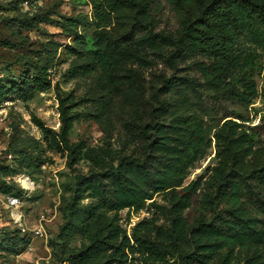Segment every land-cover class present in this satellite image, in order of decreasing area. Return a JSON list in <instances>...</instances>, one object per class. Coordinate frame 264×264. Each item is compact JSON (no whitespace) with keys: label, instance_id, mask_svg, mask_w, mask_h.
Listing matches in <instances>:
<instances>
[{"label":"rangeland","instance_id":"rangeland-1","mask_svg":"<svg viewBox=\"0 0 264 264\" xmlns=\"http://www.w3.org/2000/svg\"><path fill=\"white\" fill-rule=\"evenodd\" d=\"M211 1L194 0L184 11L194 20ZM115 2L119 0H0V168L10 166L15 172L10 176L0 173V264H71L70 255L90 242L85 231L87 212L94 209L107 222L114 218L115 211L98 198L75 203L77 175L89 174L94 165L85 158V150L78 163L71 165L67 152L48 145L33 116L58 132L59 95H73L76 104L72 111L80 118L70 131L72 142L111 148L117 151L113 155L115 163L119 156H140L144 144L139 132L154 120L157 95L174 71L141 44L144 33L129 41L120 40L135 22L136 12L129 8L115 10ZM93 3L106 16L101 17ZM150 5L153 29L178 36L182 23L175 5L168 0H155ZM237 45L242 54L237 69L244 67L255 81L257 98L242 103L229 93L218 96L188 61L179 64L175 75L197 77L196 84L178 83L162 97H189L190 111L200 113L209 124L238 121L264 153V53L243 35ZM99 48L111 55V68L105 69L95 58L94 51ZM200 58L208 64L214 61L209 55ZM222 75L232 82L235 91L245 90L237 80L240 73ZM36 79L50 81L52 87L36 91L27 101L17 98L18 87ZM216 152L213 143L191 169L186 183L211 174L217 163ZM22 177L34 186L25 187ZM202 192L185 211L190 229L215 214L201 209ZM13 199L15 204L11 203ZM244 199L264 228V191L260 198L246 192ZM159 205L168 206L165 194L155 195L137 212L121 210L115 223L129 237L142 220L168 225L166 210ZM250 254L240 252L235 262ZM127 264L144 263L139 254H133Z\"/></svg>","mask_w":264,"mask_h":264},{"label":"trees","instance_id":"trees-1","mask_svg":"<svg viewBox=\"0 0 264 264\" xmlns=\"http://www.w3.org/2000/svg\"><path fill=\"white\" fill-rule=\"evenodd\" d=\"M154 1L111 3L115 10L129 8L136 12L135 22L120 40L129 41L144 33L141 44L174 71L157 95L154 120L139 132L144 144L140 156H119L115 163L113 155L117 151L111 148L96 149L83 142H72L69 134L80 118L78 112L72 111L76 104L73 95H59L61 126L58 132L33 116L48 145L58 152H67L71 165L78 163L83 150L85 158L94 165L89 174L77 175L75 203L98 198L109 210L115 211L109 222L97 216L94 209L87 212L85 231L90 242L72 253L68 260L71 264H127L130 255L139 254L144 264H264L262 221L244 199L246 192L262 197L264 153L256 148L251 134L238 121L226 119L223 123L209 124L200 113L190 111L189 97H162L164 91L171 92L178 83L196 84L197 77L175 75L179 64L188 61L201 74L204 84L218 96L229 93L242 103L257 98L255 81L247 76L244 67L237 69L242 58L237 43L243 35L264 53V2L212 0L193 20L184 7L192 5L194 0H168L181 13L182 29L175 36L153 29L150 4ZM94 4L98 14L106 16ZM94 55L105 69L113 66L109 53L99 48ZM206 55L214 61L208 64L200 58ZM228 72L241 74L237 80L243 83L245 90L233 89L232 82L222 75ZM51 87L50 81H27L18 87L16 95L27 101L36 91ZM213 143L217 147V163L211 174L186 183L191 169L206 156ZM0 170L2 176L15 173L10 166ZM201 189V209L215 214L190 229L185 211L192 206ZM8 192L6 189L5 193ZM157 194H165L168 202V206L159 205L166 210L168 225L142 220L132 237L123 233L115 223L119 220V212L124 209L137 212ZM223 251H226L224 256L221 255ZM242 251L252 254L236 263Z\"/></svg>","mask_w":264,"mask_h":264},{"label":"bare ground","instance_id":"bare-ground-1","mask_svg":"<svg viewBox=\"0 0 264 264\" xmlns=\"http://www.w3.org/2000/svg\"><path fill=\"white\" fill-rule=\"evenodd\" d=\"M21 182L24 184L25 187L27 188H32L34 185L33 183L26 177L21 178Z\"/></svg>","mask_w":264,"mask_h":264},{"label":"built area","instance_id":"built-area-1","mask_svg":"<svg viewBox=\"0 0 264 264\" xmlns=\"http://www.w3.org/2000/svg\"><path fill=\"white\" fill-rule=\"evenodd\" d=\"M11 203L15 204L16 203V199L11 200Z\"/></svg>","mask_w":264,"mask_h":264}]
</instances>
